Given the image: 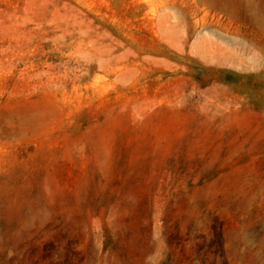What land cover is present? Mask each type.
<instances>
[{
  "label": "rangeland",
  "instance_id": "374dc122",
  "mask_svg": "<svg viewBox=\"0 0 264 264\" xmlns=\"http://www.w3.org/2000/svg\"><path fill=\"white\" fill-rule=\"evenodd\" d=\"M221 1L0 0V264H264V4Z\"/></svg>",
  "mask_w": 264,
  "mask_h": 264
},
{
  "label": "crops",
  "instance_id": "0c3cea01",
  "mask_svg": "<svg viewBox=\"0 0 264 264\" xmlns=\"http://www.w3.org/2000/svg\"><path fill=\"white\" fill-rule=\"evenodd\" d=\"M215 1H216V3H214L213 6H216L217 8H223V9L226 8L224 5H219V4H218L221 0H215ZM240 1H241L242 3H244V4H246V5H251V4H253L254 1H256V2H261L260 5H261V4H264V0H240ZM240 1H239V2H240ZM260 8L262 9V7H258V8H256L257 11H255V12H258V10H260ZM227 10H229V9H227Z\"/></svg>",
  "mask_w": 264,
  "mask_h": 264
},
{
  "label": "bare ground",
  "instance_id": "6f19581e",
  "mask_svg": "<svg viewBox=\"0 0 264 264\" xmlns=\"http://www.w3.org/2000/svg\"><path fill=\"white\" fill-rule=\"evenodd\" d=\"M209 1L211 2L212 5H213L214 3H216L215 0H209ZM218 4H219V5H224V4H222V1H220Z\"/></svg>",
  "mask_w": 264,
  "mask_h": 264
}]
</instances>
